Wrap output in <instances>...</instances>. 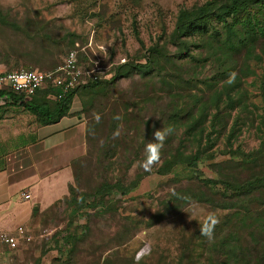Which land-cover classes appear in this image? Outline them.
<instances>
[{"label":"rangeland","instance_id":"374dc122","mask_svg":"<svg viewBox=\"0 0 264 264\" xmlns=\"http://www.w3.org/2000/svg\"><path fill=\"white\" fill-rule=\"evenodd\" d=\"M210 1L0 0V48L28 47L31 36L56 44L39 68L3 67V73L51 71L75 50L83 70L98 69V80L115 78L104 95L82 98L90 105L84 153L72 161V195L33 225L35 235L45 232L42 239L2 250L0 264H134L142 249L149 254L139 264H212L207 246L216 236L235 231L241 248L262 237L263 194L218 209L207 204L209 193L198 180L240 183L264 170V5L234 22L240 36L250 29L255 34L250 53L227 51L214 17L206 26L211 37L189 40L188 55L179 52L171 38L178 10ZM150 48L166 56L153 69L120 68L144 64ZM163 128L171 131L161 160L146 172L140 166L145 144ZM207 137L214 144L195 168L155 173L164 160L193 152ZM118 185L134 188L120 194ZM213 189L219 195L223 187ZM209 213L219 218L211 241L199 232ZM234 215L244 224L234 223Z\"/></svg>","mask_w":264,"mask_h":264},{"label":"trees","instance_id":"16d2710c","mask_svg":"<svg viewBox=\"0 0 264 264\" xmlns=\"http://www.w3.org/2000/svg\"><path fill=\"white\" fill-rule=\"evenodd\" d=\"M260 4L264 5V0H212L198 8L189 10L179 9L176 14L174 27L171 33L173 43L176 44L179 52L184 51L186 53L189 47V40H193L194 38L204 39L206 37H211L209 31L206 29V26L209 19L214 17V19L220 22L222 26V33L220 35L221 45L227 48V51L241 48L246 49L245 51L250 53L253 49L255 34H253L252 29H250L247 31V37H244L243 35L240 36L239 31L235 32L236 27L234 22L237 18H239V16L243 18L245 11L251 6ZM229 18L231 20H228ZM2 20L3 19L0 18V23L4 24ZM31 38L32 39L29 41L31 45L28 47H1L0 66L5 68L14 67L15 69L39 68L41 66V59H43V56H52L54 51L50 48V45L54 47L56 44L52 45V42H48V38L47 40L45 38L43 41H41L38 36H31ZM146 53L148 55L145 56L144 64H124L121 65L120 68H131L143 72L147 67L153 69L155 65H158L159 58L166 57L161 51L155 48H150L148 51H146ZM185 55H188V53ZM50 63L51 65L46 64L45 66L51 68L52 62ZM114 79L115 78L113 77L107 80H86L85 84L74 87V89L63 96L59 101L54 100V108L52 112L45 109V111L42 110L40 105L33 102V97L39 90H37L35 94L28 99V101H23L24 98L21 96L20 99L23 101L26 110L35 115L40 122L51 123L66 114L72 96L77 95L81 102V114L84 116V112H87V107L90 104L86 105L83 103L82 98L86 96L90 97L92 100L93 97H96V95H104V92L113 83ZM0 90L5 91L7 89ZM43 91L47 95L53 93L50 89L46 88L43 89ZM204 117L205 116L201 114L198 118L203 120ZM190 130L191 129H189V131ZM200 131L201 130H199L198 136H200ZM209 140V137H207L206 143L203 146L197 145L193 152H188L187 154L184 152H178L173 155L171 159L169 157L168 159L164 160L162 164L156 169L155 173L159 175L167 174L178 165H184L185 167L192 169L195 168L197 162L202 159L203 154L213 146L214 142ZM252 162L250 163L251 165H253ZM72 164L73 163H71L72 180L75 181V174ZM198 183L200 184L201 188L207 191V194L209 193V197L206 199L208 205L218 209H231L235 208L236 204L241 203L243 200L253 194L264 195V170L253 173L251 177L240 183H234L232 181H214L210 179H199ZM216 184H220L223 187L222 192L219 195L217 190L213 189V186ZM118 187L120 189V194H126L134 188V185L125 189H122L120 185H118ZM72 189L73 188L71 184L68 186V195L70 196L72 195ZM95 195L96 194H92L91 196ZM212 195H217L218 198L212 200ZM233 221L234 223L237 221L239 225L244 224V219H238L236 215H234ZM258 226L264 230V221L260 220V224ZM238 243L239 239L235 231H228L223 237L216 236L211 242L208 243L207 246L208 255L212 257L211 263L264 264V231L262 233V237L253 241V246L251 247L243 246V248H241L239 247Z\"/></svg>","mask_w":264,"mask_h":264},{"label":"crops","instance_id":"0c3cea01","mask_svg":"<svg viewBox=\"0 0 264 264\" xmlns=\"http://www.w3.org/2000/svg\"><path fill=\"white\" fill-rule=\"evenodd\" d=\"M23 101L20 95L0 90V233L33 228L45 211L66 197L71 163L84 153L86 122L77 95L66 114L51 123L40 122ZM33 102L42 110L54 108L51 94L43 89Z\"/></svg>","mask_w":264,"mask_h":264},{"label":"built area","instance_id":"2783aa9c","mask_svg":"<svg viewBox=\"0 0 264 264\" xmlns=\"http://www.w3.org/2000/svg\"><path fill=\"white\" fill-rule=\"evenodd\" d=\"M72 53H76V51H69L64 57L62 64L52 71L20 70L0 73V89H7L28 100L37 90L46 88L53 92L51 98L55 101H59L63 96L74 89V87L85 84L86 80L95 81L98 79L94 75L98 69L83 70L76 56L74 61L69 62ZM19 72H35L37 81L29 82L26 88H22L18 91L13 82L8 80V76L12 73ZM22 197L27 199L28 196L22 194ZM44 233V231L38 232L35 235L33 228L22 226L17 227L12 234L0 233V250L9 252L16 251L22 244H29L34 241L35 238L42 239L45 236Z\"/></svg>","mask_w":264,"mask_h":264},{"label":"clouds","instance_id":"9594fccd","mask_svg":"<svg viewBox=\"0 0 264 264\" xmlns=\"http://www.w3.org/2000/svg\"><path fill=\"white\" fill-rule=\"evenodd\" d=\"M76 53H72L70 57V61H74ZM236 77V73H230L228 78V83H232ZM8 80L12 81L16 89L19 91L22 88H26L29 82L37 81V75L35 72L26 73V72H19V73H12L8 76ZM118 118V117H117ZM96 122L100 121L99 114L95 116ZM171 129H162V130H155L152 133L153 140L146 142L145 144V159L140 162V166L146 171L149 172L152 168L157 165L161 160V150L164 146L165 139L167 135L170 133ZM114 135H119L117 131ZM219 223V218L214 213H209L207 217L204 219L203 224L199 225V232L200 236L204 237L208 241H211L214 237V231L216 225ZM147 247V246H146ZM147 253L144 249L138 252L134 258V264H139L141 259Z\"/></svg>","mask_w":264,"mask_h":264}]
</instances>
